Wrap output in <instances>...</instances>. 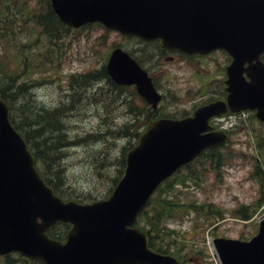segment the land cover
<instances>
[{
    "label": "water",
    "instance_id": "obj_1",
    "mask_svg": "<svg viewBox=\"0 0 264 264\" xmlns=\"http://www.w3.org/2000/svg\"><path fill=\"white\" fill-rule=\"evenodd\" d=\"M51 1L60 20L72 26L100 21L187 53L226 50L232 57L226 67L227 101L200 106L192 116L151 121L127 152L112 195L78 203L62 200L45 184L0 97V255L19 251L44 264H177L174 256L151 249L147 234L133 224L161 182L226 140L223 131L205 132L211 116L229 106L256 109L264 120V0ZM107 70L117 82L136 83L156 106L160 94L150 77L121 49L112 52ZM57 220L72 224L64 243L46 234ZM214 245L221 264H264V218L251 239L216 237Z\"/></svg>",
    "mask_w": 264,
    "mask_h": 264
},
{
    "label": "rangeland",
    "instance_id": "obj_2",
    "mask_svg": "<svg viewBox=\"0 0 264 264\" xmlns=\"http://www.w3.org/2000/svg\"><path fill=\"white\" fill-rule=\"evenodd\" d=\"M6 3L19 17L13 0H6ZM32 23V19L22 21L20 30H17L19 24L16 25L13 38L9 41L16 52L20 51V40L28 42L35 32L38 36L27 45L26 53L35 55L45 48L44 35L40 34L38 27H32ZM88 27L65 34L56 78H53V68H50L45 82L32 89L33 98L39 104L47 107L62 106V103L68 105L62 110L69 139L89 134L85 140L63 147L60 160L64 167L65 188H75L78 193L72 194L84 200L110 194L114 179L120 172V160L125 152L123 147L136 140L135 135L124 133L125 124L135 117L129 115L128 108L132 107V111L137 113L135 125L140 126L145 120L143 113L146 105L130 90L115 91L106 81L91 82L85 86L80 82L74 83L76 93L67 97L70 92L68 74L99 69L105 56L117 45L135 48L141 54L155 55L150 66L159 89L165 95L162 109L157 114L176 115L196 104L215 99L224 91V67L228 60L222 52L192 59L173 54L158 58L155 43L141 44L134 38L106 31L101 26ZM54 52L59 53L60 46H55ZM40 72L32 73L31 80L39 78ZM23 80L21 77L20 81ZM217 121L228 126L231 140L222 150L200 158L189 168L181 169L177 178L173 176L169 180L163 197L179 202L180 206L171 214L163 211L158 220H153L155 227L152 228L162 237L159 239L161 246L168 247L170 253L179 258V264H219L214 256L213 237L249 238L256 233L257 223L264 215V192L261 187V180H264V126L252 112L227 114L225 119ZM217 153L222 154L224 160L217 162ZM209 157L215 160L210 163ZM256 162L258 173L255 172ZM188 172H192L195 178L188 177L185 183L175 182L183 179L181 177ZM184 204L193 206L187 210ZM201 204L204 209L199 208ZM207 204L216 205L219 211L205 215ZM242 206L248 209L250 218L246 221L238 213L235 214ZM219 215L224 219L215 223ZM139 221L150 226L147 219Z\"/></svg>",
    "mask_w": 264,
    "mask_h": 264
},
{
    "label": "trees",
    "instance_id": "obj_3",
    "mask_svg": "<svg viewBox=\"0 0 264 264\" xmlns=\"http://www.w3.org/2000/svg\"><path fill=\"white\" fill-rule=\"evenodd\" d=\"M47 1L13 0L20 14L18 17L16 11L5 3L6 1L0 0V41L7 44L4 46V54L0 56V89L2 96L11 103V114L14 124L22 131L29 146L32 148L37 166L46 181L63 197L84 200V198L72 194L78 193L75 188H65L64 167L60 163L63 147L71 143H78L81 141L79 140L81 138L69 140L66 131L67 128L63 122L65 112L60 106L47 107L39 104L33 98L30 91V86L33 83H37V81L31 80L29 75H27L29 68L34 65L42 70L49 67L53 68V65L59 62L58 57L62 53L63 46L60 43L59 36L67 28L58 21ZM27 19H32L36 26L39 27L40 34H43L45 37V48L36 52L35 55L33 53L28 55L26 48L27 45L34 41V38H37V32L28 38V42H25L24 39L20 40L18 46L20 49L19 52H16L9 43L13 38V31L16 25L19 24L17 30L22 29V21H26ZM32 27L35 26L32 25ZM55 46H60L58 57L54 54ZM13 54L19 59L18 68L22 74L20 77L18 71L16 69L14 71L6 59V57L11 59ZM97 72H103L106 75L105 69L102 68L95 72L86 73L84 76H79L76 81L85 85L87 84L88 78L94 77ZM23 76H26L30 81L23 80L21 82L20 79ZM124 133H128V129ZM86 138L84 137L83 139ZM208 152L205 153V156L208 155ZM188 177L193 179L195 175L188 172L184 177H181L183 178L181 180ZM168 182L169 180L160 186L158 191L152 196L148 208L141 214V220L145 221L147 219L150 222V226L147 224L141 226L142 228H146L149 234V245L164 252L170 251V249L161 246L159 239L162 237L152 227H155L153 220H158L163 211L171 214L175 208L180 206L179 202L168 197H163L162 193ZM261 187L264 192V180H261ZM184 206L189 210L193 204H184ZM199 208L204 209L205 207L201 204ZM218 211L216 205L211 206L207 204L204 214L208 215L209 212L215 213ZM239 211L238 213H241L242 216H248L246 214L248 213L247 207L243 206L239 208ZM68 228L69 224L57 222L48 229V234L52 237L63 239ZM0 264H42V262L38 259L28 258L20 253L11 252L0 256Z\"/></svg>",
    "mask_w": 264,
    "mask_h": 264
}]
</instances>
